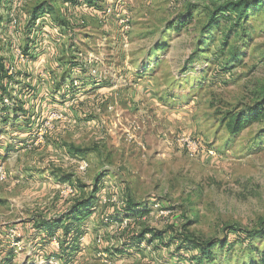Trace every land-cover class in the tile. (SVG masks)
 <instances>
[{"label":"rangeland","instance_id":"374dc122","mask_svg":"<svg viewBox=\"0 0 264 264\" xmlns=\"http://www.w3.org/2000/svg\"><path fill=\"white\" fill-rule=\"evenodd\" d=\"M42 1L0 7V57L13 66L0 91V264H258L264 122L234 134L226 122L264 91V5L206 28L209 0H55L33 17ZM85 198L77 249L60 257L62 228L48 239L41 220Z\"/></svg>","mask_w":264,"mask_h":264},{"label":"trees","instance_id":"16d2710c","mask_svg":"<svg viewBox=\"0 0 264 264\" xmlns=\"http://www.w3.org/2000/svg\"><path fill=\"white\" fill-rule=\"evenodd\" d=\"M51 1L46 0L37 3L32 8L33 17L39 15L38 13H43L50 10ZM62 1H73V0H62ZM94 0H87V3L95 4ZM3 0H0V7H3ZM264 5V0H209L205 8L208 12V22L206 28L217 23L216 20L219 16L233 17L234 21H237L235 25H240V22H245L248 20L249 16L256 12L258 8ZM1 19V18H0ZM186 19L182 22L186 25L188 20ZM25 51V50H24ZM26 53V51H25ZM9 77L6 75V66L2 58H0V91L6 89L5 83L8 82ZM253 122H264V91L260 93L258 98L252 105L245 106L239 112L233 113L227 120L226 126L230 133H237L245 125L251 124ZM97 188V185L92 188L93 193ZM89 197V196H88ZM86 197V198H88ZM85 198V199H86ZM91 198V196L89 197ZM93 204L91 199L79 200L74 202L73 205L66 211L65 214L51 220L42 219L41 227L39 232L42 231L43 237L50 238L55 233V229L58 227L62 228L61 243L59 245V256L65 257L66 253L71 252L70 250L77 249L75 243L79 235L78 223L83 220L85 216L88 215L89 211L92 209ZM62 225V226H61ZM42 229V230H41ZM150 231V230H148ZM152 233V232H151ZM140 236L132 237V239L139 238ZM212 244L209 242L201 243L198 246L197 255L201 259L210 258V248ZM69 254H67V257ZM200 260L199 258H197ZM258 264H264V251L259 255Z\"/></svg>","mask_w":264,"mask_h":264},{"label":"built area","instance_id":"2783aa9c","mask_svg":"<svg viewBox=\"0 0 264 264\" xmlns=\"http://www.w3.org/2000/svg\"><path fill=\"white\" fill-rule=\"evenodd\" d=\"M77 1H79V0H77ZM107 11H109V10H107ZM118 22L124 30L129 28V25H128L129 19L127 16L118 15ZM10 27L12 30L16 31V29L18 27V20L16 17L12 18L10 20ZM15 55H16V61L18 63L24 62L26 60V55L22 52L21 49H16ZM12 72H13L12 69L8 70V74H11ZM56 117L57 116L52 115L50 118H48V121L56 119ZM48 121L45 122L44 129H40L39 132L36 134L35 143L42 144L44 142V135H45L46 126H47ZM184 142H186L187 146L190 148L195 147V145H193V143L188 139L184 140ZM87 166H88V164L85 161L80 163V169H86ZM6 177H7V173L5 172V170L2 167H0V182H3L4 180H6ZM60 194L62 196H71L74 194V189L70 184H65L61 187ZM154 206L158 207V203H155ZM16 235H18V228L11 227L8 229V236L11 238V240H13ZM13 244H17V242H14ZM51 244H52V246L55 245V247H58V242H57L56 238L53 237L51 239Z\"/></svg>","mask_w":264,"mask_h":264},{"label":"crops","instance_id":"0c3cea01","mask_svg":"<svg viewBox=\"0 0 264 264\" xmlns=\"http://www.w3.org/2000/svg\"><path fill=\"white\" fill-rule=\"evenodd\" d=\"M44 1H46V0H44ZM21 3L23 4V3H25V0H3V2H2V4H3V12L4 13H7V14H10V13H12V12H14V10H15V8L16 9H18V7H20V5H21ZM38 3H40V2H38ZM12 11V12H11ZM10 16V15H9ZM8 16V17H9ZM10 18V17H9ZM36 18H37V16H36ZM37 20L38 19H36V22H37ZM34 29V28H33ZM13 39H9V41H10V45H11V47H12V44H14L15 42L19 45V42L15 39V36L14 37H12ZM30 45H31V47L30 48H33L34 50H37L38 48V46H37V42L35 41V40H32L31 42H30ZM12 55H13V59H15L16 60V55H15V53L14 52H12ZM40 55V54H39ZM1 58V57H0ZM3 59V58H2ZM39 59L41 60L42 58L41 57H39ZM4 61V64H5V66H6V68H8V67H12L13 68V66H8L6 63H7V61L6 60H3ZM12 61V60H11ZM44 67V66H43ZM43 67H41V68H37L35 71H33L32 70V68L30 67V66H28V67H25V69L24 70H22L23 72H39L40 71V69H45V68H43ZM14 72H18V70H17V68L15 69V71ZM21 72V71H20Z\"/></svg>","mask_w":264,"mask_h":264}]
</instances>
